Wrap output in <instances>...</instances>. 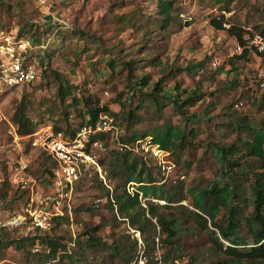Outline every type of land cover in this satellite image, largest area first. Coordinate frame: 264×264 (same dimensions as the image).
Here are the masks:
<instances>
[{
  "label": "rangeland",
  "instance_id": "1",
  "mask_svg": "<svg viewBox=\"0 0 264 264\" xmlns=\"http://www.w3.org/2000/svg\"><path fill=\"white\" fill-rule=\"evenodd\" d=\"M176 2L179 12L184 16L162 35L156 23L160 17L157 8L143 0H45V4H41L40 0H0V28L29 26L43 35L39 39L34 38L36 45L45 39H49L50 43L54 42L48 51L51 62L44 77L41 76L34 85L16 89L0 88V194L4 180L8 177L9 163L17 158L12 148L13 134L18 132L12 119L17 104L24 99L25 102L30 101L29 114L36 123V129L47 126L54 129L55 125L62 128L75 127L83 120L80 112L87 116L83 102L74 104L72 98H68L66 103L61 101L57 93L60 81L71 86L79 100L91 96L92 100L99 99L100 105L109 106L112 112L118 113L120 130L128 136L141 134L166 122L183 124V118L172 103L168 102L159 111L145 97V94L153 92L154 83L163 79L162 95L167 97H175L177 84L181 85L180 93L184 98L200 89L203 93L201 100L187 109L188 112H198L200 116L198 122L187 125L188 130L195 128L196 137L189 138L179 160L173 155L176 171L168 183L185 174L186 178L181 184L185 194H188L190 187L206 185L217 175L224 164L219 146L222 143L231 144L237 135L235 133L223 137L217 129L225 121L227 113L235 111L257 123L264 120V87L259 86L256 77L257 70L264 68V62L248 44L251 54L247 57H242L244 49L241 53L234 54L238 40L227 30L212 25L211 18L223 14L225 20L243 26L247 38L252 32H258L261 29L259 26H264V0ZM226 5L230 6L231 11L222 9ZM73 31L80 33L78 36L73 34L74 38L69 39ZM36 52L42 54L45 49L37 48ZM114 54L139 60L134 64L141 69L134 71L133 75L119 69L110 72L106 60ZM214 55L221 59L217 68L212 65ZM143 74H147L152 83L148 86H132L131 83ZM210 103H214L215 107L206 115ZM130 109L137 112L143 120L129 123L127 112ZM243 137L252 140L248 134ZM239 143L246 151L243 142ZM36 156L34 153L27 161L39 181L36 194L41 199L52 196L56 187L52 176L44 172L39 160H35ZM239 156H231L230 159ZM106 157L110 161L112 153ZM152 173L157 180H161V173L155 169ZM249 177L250 179L242 182L250 197L254 173H249ZM106 179L111 187L115 185L113 177L108 178L107 175ZM88 180L80 184L74 198L78 216L85 229L100 225L96 235L107 244L124 234H130L129 242L138 240L139 255L145 246L142 238V243L139 240V232L128 229L123 222L113 223L112 213L107 205L100 208L94 206V200L105 195L108 188L106 183ZM11 199V193L6 200L0 197V226L5 227L10 238L20 239L27 232L35 230L19 200L12 199L11 202ZM190 200L188 197L183 203L190 205ZM175 215L179 217L178 213ZM16 225H23V228H14ZM179 230L172 245L162 240L159 244L156 241L155 252H160L163 257L169 254L168 260L180 257L184 264L224 263L228 258L213 243L209 229L200 228L183 218ZM69 232L72 231L62 223L52 233L68 235ZM242 234L245 235L244 230ZM27 250L19 249L13 244L0 258V264H38V258L28 254ZM110 253L106 246H102L92 249L86 258L89 262L108 260Z\"/></svg>",
  "mask_w": 264,
  "mask_h": 264
},
{
  "label": "trees",
  "instance_id": "2",
  "mask_svg": "<svg viewBox=\"0 0 264 264\" xmlns=\"http://www.w3.org/2000/svg\"><path fill=\"white\" fill-rule=\"evenodd\" d=\"M143 1L155 5L157 8V14L160 17L156 23L162 35L172 28L174 24H178L180 17L184 16L178 10L177 0ZM228 4H230V1H228ZM222 9L226 12L231 11L229 5L223 6ZM225 23L230 24V26L227 28L224 25ZM211 24L218 29L227 30L236 37L238 42L244 46L242 57H247L251 54V50H249L246 43V30L243 26L225 20L223 14L216 18H211ZM258 28H261L258 32L264 35V26H259ZM0 29H17L20 36H28L33 39H39L43 36L39 30L29 26L23 28L1 27ZM79 33L80 31H73L69 39L74 38L73 34L78 36ZM53 43L51 42L49 47L45 49V53H38L42 55L39 61V67L42 68L40 73L42 77L45 76L51 62V55L48 51L53 47ZM257 54L264 62V52H257ZM138 61L135 58L126 59L124 56L114 54L112 58L106 60V64L112 73L119 69V71L125 70L128 71L129 75H133L134 71L141 69L140 66L134 64ZM136 79V81L131 83L132 86L134 84L148 86L152 83L147 74H143ZM180 88L181 85L177 84L175 97L163 96L164 81L161 79L153 84V92L145 94V97L159 111H162L168 102L172 103L178 114L183 118L182 125L166 122L155 125L151 130L141 134L128 136L126 133H121L120 141L131 143L146 136H152L156 143L170 152L172 160L174 159L173 155L179 160L189 142V138L196 137L195 128L188 130L187 125L190 122H198V118H200L198 112H188L187 109L195 106L203 96L199 89L184 98L180 93ZM57 93L63 103H66L68 98H72V103L74 104L83 102L87 116L85 117L80 112L83 120L78 126L62 128L55 125L54 130L72 135L83 125L95 123L103 112L110 113L114 117L116 126L121 129L119 114L112 112L109 106L100 105L99 99L94 101L91 96H88L79 100L74 94V89L69 85L62 84V81L57 86ZM208 107L206 115H209L210 110L215 105L210 103ZM30 109V101L25 102L24 99L17 104L12 118L18 132L22 135L32 134L39 130L36 129V123L30 117ZM127 116L129 123L132 121L138 123L143 120L132 109L128 110ZM217 129L223 137L237 133L235 140L231 144L222 143L220 146L218 145L221 150L223 166L209 183L190 187L188 194H185L181 184L182 180L179 178L177 182L168 183V180L172 178L165 180L162 175L161 180H157L152 170L155 169L159 173L160 171L153 164L152 159L147 160L130 150L119 151L117 148H113L107 155L101 156L100 162L106 167V176L108 175V178L113 177L116 180L115 185L111 188L108 187L105 195L100 196L105 198L103 205H107L112 213L113 223L123 222L128 229L140 232L145 245L144 255L150 259L156 251V238L159 237L166 244L172 245L175 243V239L180 232V221L184 218L186 221L195 223L200 228L209 229L212 233L213 243L228 257L224 260V263L217 262L214 264L264 262V120L257 123L249 120L246 116L238 115L235 111H230L227 113L225 121H222L217 126ZM246 134L250 135L252 140H246L243 137ZM107 140L109 142L110 138L108 137ZM239 141L243 142L246 151L243 150ZM31 152V147L27 146L26 154L29 155L28 158L33 156L34 153L37 154L35 160H39L44 172L52 176V182L55 184L57 162L43 151H34L32 152L33 154ZM110 153H112L113 157L108 161L106 156ZM235 155L240 156L233 160L230 159L231 156L235 157ZM174 163L176 165V161ZM12 164L13 161L9 163L8 177L4 180V187L1 190L0 197L6 200L11 193L12 199H18L22 207H24L28 202V195L26 192L13 187L10 180ZM249 173H254L255 179L250 187V197L246 193V187L242 182V180L250 179ZM86 180L103 182L97 174H94L92 178L85 176L77 183V191L80 184ZM131 182L135 183L133 193L128 191V185ZM111 197L115 200L116 207L111 201ZM188 197L191 199L190 205L183 203L188 200ZM12 199L10 200L11 202H13ZM74 211L75 236L72 232H69L68 235H55L52 233L57 225L62 223L66 224L71 231V221L68 214L55 217L53 219L55 224L51 229L41 230L34 227V232H27L20 239L10 238L5 227L0 226V258L10 246L15 244L19 249H28V254L38 258V264H131L136 260L138 257V240L135 239L133 242H129L131 235L124 234L111 244L104 243L102 238L96 235L101 226L96 225L85 229L83 222L80 221L78 216L76 206ZM175 213H178L179 217ZM13 227L23 228V225ZM243 230L245 235L242 234ZM37 244L42 245L44 249L50 248V252H33V248ZM102 246H106L111 251L108 260L99 259L89 262L86 258L87 253L94 248ZM169 258V254H165L164 259L168 260Z\"/></svg>",
  "mask_w": 264,
  "mask_h": 264
},
{
  "label": "built area",
  "instance_id": "3",
  "mask_svg": "<svg viewBox=\"0 0 264 264\" xmlns=\"http://www.w3.org/2000/svg\"><path fill=\"white\" fill-rule=\"evenodd\" d=\"M40 3L45 4V0H40ZM224 25L227 28L230 26L227 23ZM246 40L248 46L257 52H264V35L262 33L254 32ZM49 43L50 40L45 39L41 44L36 45L33 38L20 36L17 29H0V88L16 89L36 83L41 78L42 70L39 67L42 55H39L36 49H46ZM243 49L244 46L237 42L234 54L241 53ZM220 64V57L214 55L212 58L213 67L217 68ZM256 77L259 86L264 87V68L257 70ZM240 103L242 105V102ZM121 133L120 128L115 124L114 117L108 112H103L95 123L83 125L72 135L56 131L50 126L28 135H21L18 132L13 134L12 148L17 158L13 161L10 169V180L14 188L26 192L28 195L24 212L33 227L49 230L55 223L53 221L55 217L68 214L71 221L70 228L75 236L74 198L77 191L76 185L83 177L92 178L94 174H97L111 188L107 183L106 168L101 164L100 158L107 155L113 148H117L119 151L130 150L147 160L152 159L153 164L165 180L174 176L176 165L171 159L170 152L156 143L152 136L124 143L119 139ZM108 137L110 138L109 142ZM27 146L31 147L32 152H45L57 162L55 168L56 190L52 196L38 199L36 192L40 185L37 177L30 170L31 166L27 161L29 155L26 154ZM178 178L184 180L186 175L181 174L173 182H177ZM134 190L135 183L131 182L128 185V191L133 193ZM111 201L116 207V202L112 197ZM104 203L105 198L102 197L94 200L96 208H100ZM144 205L146 206L145 203ZM133 231L135 232V230ZM139 235H141L140 232ZM139 240L142 243L141 236ZM160 240L159 237L156 238L158 244ZM144 249L139 252L136 260L131 264H184L180 257L165 260L160 252H155L156 254L154 253L150 259L144 255ZM43 251L49 253L50 248L44 249L40 244L33 248V252L36 253Z\"/></svg>",
  "mask_w": 264,
  "mask_h": 264
},
{
  "label": "crops",
  "instance_id": "4",
  "mask_svg": "<svg viewBox=\"0 0 264 264\" xmlns=\"http://www.w3.org/2000/svg\"><path fill=\"white\" fill-rule=\"evenodd\" d=\"M184 15V14H183Z\"/></svg>",
  "mask_w": 264,
  "mask_h": 264
}]
</instances>
